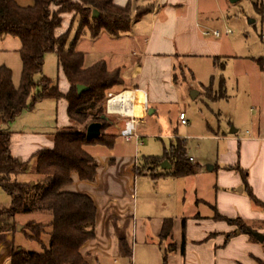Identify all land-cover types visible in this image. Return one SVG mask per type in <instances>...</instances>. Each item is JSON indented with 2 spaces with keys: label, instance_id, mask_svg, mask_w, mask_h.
Instances as JSON below:
<instances>
[{
  "label": "crops",
  "instance_id": "obj_1",
  "mask_svg": "<svg viewBox=\"0 0 264 264\" xmlns=\"http://www.w3.org/2000/svg\"><path fill=\"white\" fill-rule=\"evenodd\" d=\"M15 1L23 7L34 5L31 0L29 3ZM260 1L264 5V0ZM114 3L119 7L132 3L134 9L152 7V12L135 22L131 32L119 39L105 32L110 44L103 48L107 55L93 64L85 61V67L104 61L110 71L120 70L124 85L111 92L127 91L133 93L135 99L138 93L131 91H144L149 103L148 116L156 113L151 105L157 108L164 100H169L170 91H175L174 84H178V73L185 60L210 63L207 72L212 77L208 85H202L204 93L212 83L213 90L221 91V78L215 85L216 79L211 75L216 60L218 64L224 60L232 64L240 61L245 63L247 71L239 76L241 84L238 83L235 97L240 95L241 105L228 115L229 132H224L220 124V109L215 112L208 106L214 125L207 124V136L203 138L215 143V149L203 163L188 157L191 173L183 176L168 174L174 168L165 161L155 166L154 175L140 174L137 170L142 164L136 158L125 162V158L100 161L94 157L98 164L94 182H84L77 175L73 176L67 191L92 197L97 208L96 235L83 246L82 255L90 264L94 261L97 264H115V261L121 264L124 258H134L136 263L141 259L157 262L163 261L165 256L167 264H260L264 261V242H259L250 232L264 235V208L252 202L249 192L264 205V57L232 55L221 39L231 37L233 31L226 35L230 29L222 32L213 27L216 18L227 11L229 0H114ZM65 17L68 21L74 20V15L65 14L63 23ZM61 28L57 30V36L66 33ZM206 31L210 32L209 36L204 35ZM215 31L221 36H214ZM88 36L95 45L104 35L97 39ZM21 48L22 44L12 37L0 41V52L18 54ZM77 50L86 51L82 47ZM1 66L14 70L8 63ZM63 77L65 82L60 90L66 94L70 84L64 74ZM143 95V100L139 99L145 102ZM229 98L232 97L212 101L206 97L218 107ZM38 105L46 114L44 124L34 117L17 122L25 112L14 123L0 125V130L11 132V154L22 162L29 161L40 150L52 149L53 135L70 126L66 100H45ZM118 120L119 130L111 131V135L119 136L124 127V121ZM179 125L183 126L180 122ZM135 144L139 146L140 142ZM233 168H241L243 173ZM140 177L148 179V183L139 185ZM217 215L243 220L250 232L233 234L237 226L217 219ZM168 220L172 222L171 236L163 238V227ZM229 234L233 235L228 238ZM16 238V233L0 234V264H11L12 254L22 250ZM122 240L131 256L124 255Z\"/></svg>",
  "mask_w": 264,
  "mask_h": 264
},
{
  "label": "trees",
  "instance_id": "obj_2",
  "mask_svg": "<svg viewBox=\"0 0 264 264\" xmlns=\"http://www.w3.org/2000/svg\"><path fill=\"white\" fill-rule=\"evenodd\" d=\"M254 7L264 17V5L260 0ZM151 12L152 7L135 10L132 3L119 7L114 0H80L78 3L73 0H34L31 7L20 6L15 0H0V41L12 37L22 44L18 50L22 63L18 87L14 85L13 71L6 66L0 67V125L14 123L24 112L33 111L45 100H66L70 119L69 127L59 129L53 135L54 147L38 151L27 162L12 156L11 132L0 130V188L10 198V206L0 209V234L20 231L29 240L41 243L44 235L49 236L41 252L17 250L12 254L11 264H90L81 249L95 238L97 208L92 197L69 192L67 187L72 184L74 175L84 182L96 180L98 164L86 148L98 144L113 147L117 136L113 135L108 141L102 134L110 123L104 117L107 116V95L113 89L123 87L124 82L120 70L110 71L104 61L85 67V54L76 46L87 33L92 39H97L103 32L119 39L131 32L135 22ZM71 13L76 14L74 22L79 18V28L76 45L68 48L69 32L61 36L56 33L62 27L63 15ZM50 53L56 55L58 70L70 84L66 94L44 76L45 57ZM215 65L225 69V64H218L217 60ZM36 77L40 78L37 82ZM220 84L221 95L215 100L227 97L223 77ZM79 85L88 90L78 94ZM206 91L213 92V83ZM94 122L102 124L101 136L89 140L87 129ZM165 161L173 166V171L168 173L173 176L192 171L182 140H177L163 157L148 159L143 167L148 164L158 166ZM233 169L243 173L241 168ZM137 172L143 173L142 167ZM29 173L38 179L20 181V177ZM249 196L256 206L264 208L251 191ZM20 215L49 216L51 221L48 224L32 221L18 230L15 219ZM216 218L237 226L233 234L250 232L239 218L233 220L220 215ZM171 227L172 222L166 221L163 238L171 236ZM121 245L124 255L131 256L125 241L122 240ZM163 264H167L166 256Z\"/></svg>",
  "mask_w": 264,
  "mask_h": 264
},
{
  "label": "rangeland",
  "instance_id": "obj_3",
  "mask_svg": "<svg viewBox=\"0 0 264 264\" xmlns=\"http://www.w3.org/2000/svg\"><path fill=\"white\" fill-rule=\"evenodd\" d=\"M29 3L28 0H25ZM34 0H31L33 3ZM256 0H242L238 3L228 5L227 11L222 16H218L215 20L216 30L224 32L225 29H230L233 31V35L229 38L223 37L221 40L225 41L228 46L229 51L232 55H236L240 58H261L264 57V42L262 37L264 36V19L260 17L254 7ZM144 8V7H137ZM136 8V9H137ZM135 9V10H136ZM71 15L76 16L75 13ZM64 23L61 30L64 32H69V40L67 47H72L75 44V39L77 31L79 28L78 20L68 21L65 17ZM250 21H255L250 23ZM106 33H102V37L97 40L95 45L91 43V38L87 33L84 35L77 44V47L85 48V61L86 63H95L100 57H103L106 53L103 52V48L110 47L107 39L105 37ZM107 55V54H106ZM6 61V62H3ZM226 67L222 70L220 67L215 66L213 72H211L215 77V85L221 77L225 80V89L227 96H231L228 100L221 102V105L213 106L207 99L215 100L220 97L221 91L213 90L212 93L206 91L204 93V88L202 85H208L211 82L212 76H209L207 72L210 68V63L199 62L195 60H185L182 62L181 72L178 73V84H174L175 91H170L169 100L163 101L155 109L156 113L150 115L146 118L145 127L140 128V145L136 146L135 142H126L121 136L115 138L113 147L98 144L96 146H89L86 151L93 157L104 161L107 158H125V162L129 158H136L138 162L142 164V172H148L152 175L156 173L155 165L148 164L143 167V164L150 158H161L164 156L166 151L171 149V146L177 142V140H182L187 144L188 157H193L197 162L203 163L215 149V143L209 140H205L207 124H213V114L208 108L210 106L215 112L219 109L221 111V126L224 132H229L231 127L228 128L229 114L237 110V107L241 105L240 95L235 97L237 92L238 83L241 84L240 75H243L247 71L245 63H240V61L232 64L228 60H224ZM3 63H8L13 67L15 71V84L19 85L21 79V60L18 54L9 52H0V67ZM44 76L52 80L55 86L59 88L65 82L62 72L58 70L57 57L54 53L47 54L45 57L44 65ZM39 77H36V82L39 81ZM243 80V79H242ZM244 82V81H242ZM14 84V85H15ZM18 87V86H16ZM192 92H198L201 95L194 100L192 98ZM206 95V96H205ZM207 97V99H206ZM250 105V104H249ZM41 105H37L33 111H27L20 117L19 121L26 118H39L45 123V112L41 109ZM219 111V112H220ZM184 112L189 125L180 126L179 125V115ZM110 123L107 128L102 131L105 135L106 140H112V132L119 130V120L118 117H108ZM98 123V122H94ZM214 125V124H213ZM233 127L234 124H232ZM112 128V129H111ZM217 128V123H216ZM111 129V130H109ZM109 132V134L107 133ZM201 144L200 147L198 144ZM204 165V164H203ZM33 181L37 180V176L33 173L26 174L20 177V181ZM148 183V179L140 177L138 184ZM140 197V196H139ZM10 206L9 196L0 188V209ZM15 221L18 227H23L29 222H36L42 224L49 223V217L40 215H20L17 216ZM27 234L29 232H26ZM17 243L21 245L23 250L27 252H41L43 245H47L49 236L44 235L42 237V243L37 241H31L27 238L26 234L18 231L16 233ZM93 264H97L95 261ZM121 264H163L162 260L153 261L150 259L138 260L136 263L134 258H124L121 259Z\"/></svg>",
  "mask_w": 264,
  "mask_h": 264
},
{
  "label": "built area",
  "instance_id": "obj_4",
  "mask_svg": "<svg viewBox=\"0 0 264 264\" xmlns=\"http://www.w3.org/2000/svg\"><path fill=\"white\" fill-rule=\"evenodd\" d=\"M212 34L216 37L221 36L219 31H215ZM231 34V30L226 31V35ZM204 35L209 36L210 32L206 31L204 32ZM124 92L117 94L112 92L108 93L106 101V115L110 117H118L119 119L123 120L124 127L120 131L119 136H121L126 142H136L137 144H139V142L141 141L140 128L143 126L144 120L148 116L149 112L148 98L144 91L135 90L131 91L138 93L135 94L136 98L134 100L114 101L118 95H121ZM143 94H145V102H142L144 98ZM139 98H141L142 100H140ZM179 120L181 125H188V120L185 113L180 114ZM190 161H192V159ZM115 264H119V262L115 261Z\"/></svg>",
  "mask_w": 264,
  "mask_h": 264
},
{
  "label": "water",
  "instance_id": "obj_5",
  "mask_svg": "<svg viewBox=\"0 0 264 264\" xmlns=\"http://www.w3.org/2000/svg\"><path fill=\"white\" fill-rule=\"evenodd\" d=\"M230 3L235 4L238 3L242 0H229ZM96 15V12H95ZM252 23V22H250ZM78 90V94H82L84 92H86L88 90V87L84 86V85H79L77 87ZM192 98L196 99V97L199 95L198 92H192ZM153 113V110L150 111V114ZM101 131H102V124L101 123H92L89 125L88 129H87V138L89 140H93V139H97L101 136ZM21 227H18V230H20ZM259 242L263 243L264 242V235H261L257 232H250Z\"/></svg>",
  "mask_w": 264,
  "mask_h": 264
},
{
  "label": "bare ground",
  "instance_id": "obj_6",
  "mask_svg": "<svg viewBox=\"0 0 264 264\" xmlns=\"http://www.w3.org/2000/svg\"><path fill=\"white\" fill-rule=\"evenodd\" d=\"M129 101L134 100L133 93L124 92L121 95H118L114 101Z\"/></svg>",
  "mask_w": 264,
  "mask_h": 264
}]
</instances>
